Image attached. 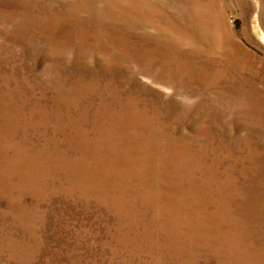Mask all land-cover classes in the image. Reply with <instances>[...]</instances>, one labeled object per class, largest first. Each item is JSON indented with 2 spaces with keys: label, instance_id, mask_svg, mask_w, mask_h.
<instances>
[{
  "label": "rangeland",
  "instance_id": "1",
  "mask_svg": "<svg viewBox=\"0 0 264 264\" xmlns=\"http://www.w3.org/2000/svg\"><path fill=\"white\" fill-rule=\"evenodd\" d=\"M0 264H264V0H0Z\"/></svg>",
  "mask_w": 264,
  "mask_h": 264
}]
</instances>
